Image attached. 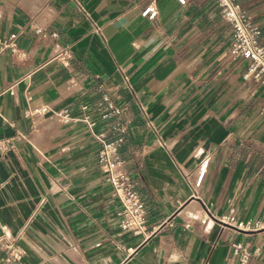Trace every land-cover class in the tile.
<instances>
[{
	"label": "crops",
	"instance_id": "1",
	"mask_svg": "<svg viewBox=\"0 0 264 264\" xmlns=\"http://www.w3.org/2000/svg\"><path fill=\"white\" fill-rule=\"evenodd\" d=\"M237 2L264 42V0ZM13 33L27 57L0 53V138L15 144L0 152V240L23 247L21 264H240L235 242L264 264V92L213 0H0V41ZM105 97L119 115L101 117ZM84 115L97 134L126 127L141 233L120 226Z\"/></svg>",
	"mask_w": 264,
	"mask_h": 264
},
{
	"label": "built area",
	"instance_id": "2",
	"mask_svg": "<svg viewBox=\"0 0 264 264\" xmlns=\"http://www.w3.org/2000/svg\"><path fill=\"white\" fill-rule=\"evenodd\" d=\"M185 3L186 0H179ZM220 9L222 20L228 23L233 30V41L230 48V55L233 58H242L247 60V67L243 73V80L247 83L256 82L263 87L264 92V42L261 40V31L254 25L249 17L245 14L241 5L237 0H213ZM150 13L155 16L157 11L155 7L148 6L143 14ZM35 33L46 37L50 36L56 39L57 32L47 33L40 25L33 24ZM17 34L13 33L7 41H0V53L9 48L12 55L20 60L27 57V52L21 49L17 44ZM63 56H62V55ZM55 57L62 65L68 66L71 59L69 51L56 52ZM126 78V77H125ZM127 80V78H126ZM76 83L75 79H71L70 87ZM84 113L91 110L88 103L81 107ZM99 111L102 118H109L113 115L121 113L120 108L115 106L114 102L108 97L104 98V103L95 107ZM264 109V105H263ZM49 106L43 105L35 108L29 115L40 116L48 113ZM52 117L60 120L63 123L72 121L68 109H60L52 112ZM81 121L86 123L89 128H94L96 120L88 119V115L81 117ZM92 133L101 143V148L98 153V162L105 179L113 188L121 203L119 214L122 216L120 226L123 230L141 233L143 228V213L145 203L137 189V183L132 179L127 171L126 164L121 157L120 148L125 140L126 127L120 122L112 127V137L105 133ZM23 137V136H22ZM15 144L13 138H0V152L6 153L14 149ZM204 171H202L197 180L196 185L201 183ZM239 227H242L241 224ZM235 254L239 257L240 264H251L252 252L250 248L241 242L233 243ZM0 249L6 251L3 264H21L25 251L16 240H0Z\"/></svg>",
	"mask_w": 264,
	"mask_h": 264
}]
</instances>
